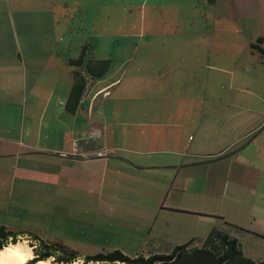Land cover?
I'll return each instance as SVG.
<instances>
[{
  "label": "crops",
  "instance_id": "crops-1",
  "mask_svg": "<svg viewBox=\"0 0 264 264\" xmlns=\"http://www.w3.org/2000/svg\"><path fill=\"white\" fill-rule=\"evenodd\" d=\"M207 7L205 20L217 26L210 40L217 32L232 47H145L151 50L134 67L142 82L131 90H117L110 56L80 47L68 61L84 49V65H110L101 78L87 76L75 107L72 75L86 76L83 67L64 65L51 52L44 65L0 56V187L8 193L0 226L11 231L8 215L25 214L29 208L20 205H28L47 225L73 222L65 225L80 243H119L112 251L129 257L168 254L190 240L200 247L213 228L233 238L234 229L264 237L226 226L219 206L245 203L242 197L264 201V111L256 100L264 98V0H207ZM92 127L103 129L101 141L89 138ZM98 149L107 156L61 155ZM89 202L117 212L91 215ZM47 208L70 216L43 215ZM198 219L211 224L196 242ZM28 233L42 235L17 234ZM157 244L168 246L158 252Z\"/></svg>",
  "mask_w": 264,
  "mask_h": 264
},
{
  "label": "rangeland",
  "instance_id": "rangeland-1",
  "mask_svg": "<svg viewBox=\"0 0 264 264\" xmlns=\"http://www.w3.org/2000/svg\"><path fill=\"white\" fill-rule=\"evenodd\" d=\"M207 12H210L207 0H0V56L16 63L32 58L44 65L51 52L58 62L67 65L68 60L77 58L80 47H94L95 56H110L111 68L120 79L117 90H131L137 82H142L135 77L134 67L136 63H142L145 54L151 50L145 47H232L224 45L217 32L210 40L209 34L217 26L213 28L212 19L205 20L203 14ZM256 100L257 109L264 111V98ZM99 129L104 133L101 127ZM63 196L59 193L58 199ZM67 197V201L74 198L71 195ZM242 198L245 203L236 201L219 205L224 221L264 234V201ZM7 200L8 193L0 187V208ZM20 206L29 208L27 213H10L7 217L13 233L39 231L42 239L62 240L60 244L79 255L111 252L114 246L120 245L102 244L101 241L80 243L77 234L72 237L70 227L66 226L76 227L73 222L67 221L63 225L57 221L47 225L37 213L30 215V206ZM88 206L91 215L107 212L113 216L117 212L115 205L105 207L89 202ZM41 213L70 216L62 211L53 212L50 208L43 209ZM195 221L191 231L199 242L211 220ZM54 229H59L57 236L52 234ZM231 232L240 242L246 257L264 262V237L247 235L236 229ZM167 246L157 244L156 249L164 252ZM141 248L145 252L148 245ZM136 250L133 247L127 252L135 256Z\"/></svg>",
  "mask_w": 264,
  "mask_h": 264
},
{
  "label": "trees",
  "instance_id": "trees-1",
  "mask_svg": "<svg viewBox=\"0 0 264 264\" xmlns=\"http://www.w3.org/2000/svg\"><path fill=\"white\" fill-rule=\"evenodd\" d=\"M85 58L86 53L83 49L77 60L68 61L71 66L83 67V72L86 74L84 76L79 72H74L72 75L73 85L69 97L72 107L78 104L85 90L86 77L88 76L92 79L101 78L105 75L110 65L109 60L88 61L84 65ZM225 225L233 227L228 223H225ZM17 235L19 234L0 226V248L4 247L9 236L16 237ZM27 235L40 242L41 247L36 250L39 259H46L49 255L59 251L63 255L57 258V264H59L60 260L68 264V262L79 256L77 252L63 244L43 241L33 233H28ZM193 242V240H190L186 244L175 246L168 254H151L149 256L140 254L135 257H129L120 251H112L86 255L85 264L88 261L99 262V264H264L262 261H254L246 257L242 252L239 241L217 228H213L209 232L200 247L193 246ZM12 243H16V240L13 239ZM29 264H36V261H29Z\"/></svg>",
  "mask_w": 264,
  "mask_h": 264
},
{
  "label": "clouds",
  "instance_id": "clouds-1",
  "mask_svg": "<svg viewBox=\"0 0 264 264\" xmlns=\"http://www.w3.org/2000/svg\"><path fill=\"white\" fill-rule=\"evenodd\" d=\"M13 239L16 240L15 244L12 243ZM40 247V242L27 234L16 237L9 236L7 243L0 248V264H29V261L32 260H35L36 264H57V258L63 255L56 251L46 259H39L36 250ZM85 261L86 257L79 255L68 264H85ZM59 264H65V262L60 260ZM87 264H99V262L88 261Z\"/></svg>",
  "mask_w": 264,
  "mask_h": 264
},
{
  "label": "built area",
  "instance_id": "built-area-1",
  "mask_svg": "<svg viewBox=\"0 0 264 264\" xmlns=\"http://www.w3.org/2000/svg\"><path fill=\"white\" fill-rule=\"evenodd\" d=\"M88 78L86 77V80ZM88 88V81L86 83V89ZM89 138L96 140V141H101L103 132L102 130L99 129V127H92L90 131L88 132ZM108 154V150L106 149H98L93 152L89 153H62L61 155L63 157H69L71 156L72 158L79 159V160H93V159H100V158H105Z\"/></svg>",
  "mask_w": 264,
  "mask_h": 264
},
{
  "label": "bare ground",
  "instance_id": "bare-ground-1",
  "mask_svg": "<svg viewBox=\"0 0 264 264\" xmlns=\"http://www.w3.org/2000/svg\"><path fill=\"white\" fill-rule=\"evenodd\" d=\"M13 244H15V243H13Z\"/></svg>",
  "mask_w": 264,
  "mask_h": 264
}]
</instances>
